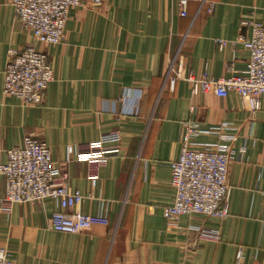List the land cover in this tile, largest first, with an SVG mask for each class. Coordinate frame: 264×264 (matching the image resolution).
<instances>
[{
    "label": "crops",
    "instance_id": "obj_1",
    "mask_svg": "<svg viewBox=\"0 0 264 264\" xmlns=\"http://www.w3.org/2000/svg\"><path fill=\"white\" fill-rule=\"evenodd\" d=\"M212 6V10L210 8ZM82 0L67 20L59 44L37 42L0 0V161L7 148L34 134L62 163L69 183L92 194L78 206L84 213L106 211L110 223L79 233L50 226L57 202L16 203L0 210V248L22 264H264V97L255 113L236 93L192 92L183 75L214 78L242 74L249 51L232 43L264 22V0ZM227 43L219 47L217 40ZM34 44L47 50L55 79L42 104L30 105L3 91L11 48ZM204 126L236 121L248 136L245 160L233 162L229 215L224 219L183 215L170 224L163 209L172 204L170 162L179 157L183 120ZM120 129L121 152L98 168V185L88 162L69 157L68 146L97 140ZM199 141H215L203 135ZM0 183V198L5 195ZM216 230V240L186 227ZM241 250L242 256L238 253Z\"/></svg>",
    "mask_w": 264,
    "mask_h": 264
},
{
    "label": "built area",
    "instance_id": "obj_2",
    "mask_svg": "<svg viewBox=\"0 0 264 264\" xmlns=\"http://www.w3.org/2000/svg\"><path fill=\"white\" fill-rule=\"evenodd\" d=\"M187 2L180 0L184 7L182 15H187ZM81 3L82 0H12L22 26L33 33L37 42L47 45L62 41L71 10ZM245 24L251 28L249 34L240 33L232 41L234 45L243 44L249 51L247 66L242 74L223 78L208 74L199 77L194 73L183 75L180 70L176 71L175 62H171L169 71L175 72L172 83L181 77L188 82L192 92H213L223 97L236 92L243 102L251 101L252 113L259 110L264 97V22L252 20ZM217 43L221 48L227 40L218 39ZM4 75V93L30 105L43 103L45 91L55 79L48 51L34 44L21 50L10 49ZM183 127L181 152L177 159L170 162L175 198L172 204L164 207V215L174 225L183 215L198 214L224 219L230 213V166L233 162L246 159L248 136L239 135V126L232 119L204 126L186 118ZM203 135L216 136V140L199 141L198 138ZM122 136L123 132L115 129L77 147L69 145L67 161L77 159L88 162L92 168L89 177L93 187H96L98 168L112 156L120 154ZM6 153L7 160L0 161V183L4 179L6 189L5 195L0 198V210L10 213L16 203L41 202L50 197L58 204L50 218V226L55 231L79 233L94 225L110 223L106 211L91 214L78 208L92 194H84L70 185L68 171L62 163L53 159L52 150L45 140L28 134L22 145L7 148ZM186 229L196 232L200 238H219L216 230H209L203 225L190 224ZM238 255L242 256L241 250ZM0 264L22 263L14 259L6 247H1Z\"/></svg>",
    "mask_w": 264,
    "mask_h": 264
}]
</instances>
